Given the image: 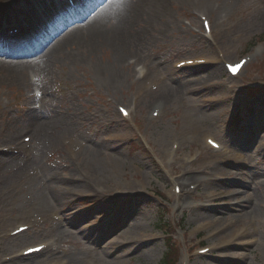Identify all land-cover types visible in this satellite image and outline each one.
<instances>
[{
    "label": "rangeland",
    "instance_id": "374dc122",
    "mask_svg": "<svg viewBox=\"0 0 264 264\" xmlns=\"http://www.w3.org/2000/svg\"><path fill=\"white\" fill-rule=\"evenodd\" d=\"M165 4L166 15L154 20L141 36L143 41L124 47L117 61L124 73L110 83L89 55L83 63L75 62L78 66L61 60L45 71L39 62L20 76L23 85L16 77L0 79V148H7L0 154V264H161L171 246L170 236L179 249L178 264L180 260L264 264V89L253 95L248 91L264 86V0H166ZM200 16L213 25L214 38L204 39ZM77 51L71 46L64 53ZM218 52L227 62L243 56L253 60L237 79L227 76L221 61L175 70L179 61L218 59ZM112 56L108 47L93 58L102 66ZM180 83L187 87L180 89ZM36 90L44 99L43 111L34 119ZM164 98V117L151 120L152 108ZM119 106L135 109L133 118L123 120ZM236 118L241 127L230 136ZM211 135L233 138L232 153L250 159L251 166L244 169L233 156L211 154L204 144ZM27 136L32 142L23 152L18 144ZM244 136L251 139L241 142ZM172 143L180 145L176 156ZM84 162L106 168L109 183L96 187L106 189L109 197L126 191L124 197L116 196V205L101 208L102 199L94 190L79 181L68 182V177L78 180L85 174ZM183 171L208 181L177 209L173 183L196 181L176 182ZM225 171L248 172L249 183H227ZM214 179L219 183L212 185ZM241 192L245 193L238 196ZM209 194L218 200L210 201ZM245 194L252 196L253 207L247 206L243 218L235 222L236 212L246 205ZM191 203L215 213L204 209L200 212L206 219L199 220L188 209ZM66 215L79 216L77 225L67 222ZM172 222L180 229L167 230L165 225ZM20 223L32 226L31 232L8 238ZM86 232L96 233L98 240ZM140 234L147 236V247L126 243ZM42 242L53 247L29 259L15 257L21 249ZM216 245L222 247L213 250ZM205 246L211 251L199 256L197 250Z\"/></svg>",
    "mask_w": 264,
    "mask_h": 264
},
{
    "label": "bare ground",
    "instance_id": "6f19581e",
    "mask_svg": "<svg viewBox=\"0 0 264 264\" xmlns=\"http://www.w3.org/2000/svg\"><path fill=\"white\" fill-rule=\"evenodd\" d=\"M168 1L169 0H167V2ZM0 2L3 5L2 8H0L1 13H3V15L6 17L8 23L18 24L20 27H22L23 23H29L32 29L36 28V23L34 22V20L37 16H39V10L37 9V6L34 5L33 0H0ZM165 3L166 0H106L103 3L102 9L100 8L97 13L86 19L87 21L85 20L86 22H84V25L76 26L65 34H62L61 31H58V33H55V35L51 39L45 41L44 44H36L34 41H32L30 33L31 30L28 28L24 29L21 35L18 34L12 39L5 37L2 34V30L0 29V43L3 42V44L5 45V47L2 48V52L6 55H9V58H14L10 62H0V79H2V77L4 78V76H9L10 78L16 77L15 80L17 82H20L22 80L20 76L24 75V73L28 69H32L37 61L44 62L41 64L45 66V71L47 68H49V64L56 65L61 60L71 62L73 66H78L75 62L83 63L85 57L89 55V58L92 61L91 63H94V67L96 66V70L100 73H103V75H106L105 80L110 83L111 81H113V79L118 78L121 73H124L123 70H119L117 68L118 59H120L121 55L125 53L124 47L128 43L132 44L135 42L138 43L139 41H143L142 38L145 37L142 36L143 33H145L148 29H151L150 26L152 25L154 20H156L158 17H161L162 15H166L167 5ZM21 37L22 40H18V38ZM17 41H22V47L25 48V50L21 51L22 53H15L13 52V50L11 52L5 51L7 46L13 45L14 47L15 42ZM31 45L34 46L31 47ZM71 46H75L76 50L79 49V51L75 52L76 55H71V53L69 52L65 55L64 50L67 47ZM107 46L114 51V56H112L110 62L108 61V64H103L102 66H100V63L98 65L94 62L93 57L100 48H108ZM139 46L142 48L141 45ZM211 61H213V65H218L220 62L219 59H211ZM127 66L131 68V65ZM24 81L20 83H22L23 85ZM177 86H179L180 89L187 87L183 83H180ZM24 87L28 88L26 85H24ZM166 99L164 98L161 101L166 104ZM31 114L34 119H37V116H39V112L37 110L32 111ZM95 157H99V159H101L102 153L95 152ZM98 161H96L95 163L100 164ZM84 164L87 166V171H84L85 174L83 176L81 173L78 177V180L75 177H68L70 179L67 180L71 184H85L87 187L92 189V191L94 190L93 193L96 194L98 199H102L101 208H104L105 206H107L108 202H110L107 199L111 197H109V195L105 193L106 190H104V192L100 190L98 191L96 189V186L101 185L103 187L105 186V183H109L106 180L107 177L105 176L108 174L106 168H93L86 162H84ZM223 176H229L232 178H238L240 176V178L243 179V175L235 174V172L231 173L230 171H225ZM181 178L190 180L191 178L196 177H194L192 173L190 174L185 172L181 174ZM197 181H200V179H197ZM214 181L217 180H213L212 185L213 183H215ZM228 182L231 184L237 183L236 180L234 181L232 179L228 180ZM124 192L117 193V195H121L120 198H122L124 197V195H126V193ZM257 192L255 193V195H258L259 192ZM191 195V193L190 195H187V199L190 198ZM211 195H209L210 201L214 199L211 197ZM185 198L186 195H183L181 200H187ZM187 204L189 203L187 202ZM250 204L251 207H253L252 200H247L244 208L240 207L239 211L236 212L234 218L235 222L243 218L245 213L244 211H246L247 206H249ZM178 207L180 209H182V207H185L184 201L182 204L178 203ZM208 208L209 207L204 208L202 206L193 204L188 206V209L192 212L197 213V218L199 217L198 219L202 221L206 219L207 215L205 213H201L200 211L206 209L210 213H215V210H209ZM66 216L67 222H72L73 224L75 223L74 225H77L79 216ZM228 222L233 223L232 220ZM113 228L114 227H112L111 229ZM95 234L96 233H87L88 236L94 237L93 240L98 237ZM135 235L130 236L126 243H130V246L134 245L140 246L142 248H144V246H148L146 235ZM96 240H98V238ZM96 240H94V242H96ZM120 245V243L115 244L114 246L116 247L114 248L118 249ZM225 245H227V243ZM215 247L220 248L222 246L216 245ZM56 263L59 264L58 262Z\"/></svg>",
    "mask_w": 264,
    "mask_h": 264
},
{
    "label": "trees",
    "instance_id": "16d2710c",
    "mask_svg": "<svg viewBox=\"0 0 264 264\" xmlns=\"http://www.w3.org/2000/svg\"><path fill=\"white\" fill-rule=\"evenodd\" d=\"M175 252L174 250H170L167 252L165 259L162 261V264H175Z\"/></svg>",
    "mask_w": 264,
    "mask_h": 264
}]
</instances>
